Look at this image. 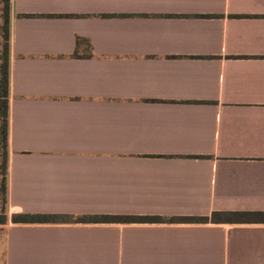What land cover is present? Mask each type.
I'll return each instance as SVG.
<instances>
[{"label":"crops","instance_id":"0c3cea01","mask_svg":"<svg viewBox=\"0 0 264 264\" xmlns=\"http://www.w3.org/2000/svg\"><path fill=\"white\" fill-rule=\"evenodd\" d=\"M6 5L0 264H264V0Z\"/></svg>","mask_w":264,"mask_h":264},{"label":"trees","instance_id":"16d2710c","mask_svg":"<svg viewBox=\"0 0 264 264\" xmlns=\"http://www.w3.org/2000/svg\"><path fill=\"white\" fill-rule=\"evenodd\" d=\"M7 0L3 11L4 26L2 29V44L0 51V224L5 223V206L7 196L6 174V140H7V92H8V34H7ZM79 40H77L78 45ZM76 54L70 56L75 57ZM13 224H152V223H180V224H205L207 218H171L159 217H134V216H78L65 217L55 215H14Z\"/></svg>","mask_w":264,"mask_h":264}]
</instances>
